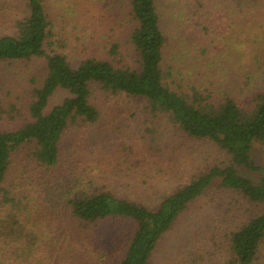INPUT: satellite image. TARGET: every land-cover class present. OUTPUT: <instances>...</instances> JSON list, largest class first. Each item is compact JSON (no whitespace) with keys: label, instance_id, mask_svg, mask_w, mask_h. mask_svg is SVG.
Listing matches in <instances>:
<instances>
[{"label":"trees","instance_id":"1","mask_svg":"<svg viewBox=\"0 0 264 264\" xmlns=\"http://www.w3.org/2000/svg\"><path fill=\"white\" fill-rule=\"evenodd\" d=\"M162 1L129 0L126 29L115 23L99 38L79 37L81 44L74 46L71 57L61 51L71 41L58 31L46 0H0V14L9 12V26L0 31V61H45L41 74L33 78L27 117L17 128L0 130V264H68L74 249L90 239L85 232L94 233L100 223L113 219L134 222L117 264H153L164 235L214 186L238 193L256 208L244 219H233L232 228L224 232V264H260L264 22L255 19L264 17V0H213L215 8L209 7L212 0H185L190 6L189 27L201 39L221 29L231 31L235 57L253 54L260 71L258 82L254 74L231 73V82L241 79L246 91L238 85L222 89L219 75L210 69L212 86L198 84L197 73L189 80L182 78L176 62L196 61L204 55L214 61L217 48L173 42L169 62L165 23L168 19L182 23L188 11L179 7L184 0L175 4L170 0L168 7ZM60 91L66 95L52 103ZM99 92L143 99L153 119L166 117L187 137L212 143L223 160L196 172L154 206L93 188L95 180L75 171L79 160L74 164L62 160V144L74 126L99 121L101 112L94 102ZM212 219L207 215L204 224L210 225Z\"/></svg>","mask_w":264,"mask_h":264},{"label":"rangeland","instance_id":"2","mask_svg":"<svg viewBox=\"0 0 264 264\" xmlns=\"http://www.w3.org/2000/svg\"><path fill=\"white\" fill-rule=\"evenodd\" d=\"M162 2L164 7L170 5V0ZM178 2L174 0V4ZM185 2L178 3L180 9L188 11L182 17L183 22L172 23L168 19L165 23L166 32L170 35L166 58L169 62L172 59L173 42L185 41L190 47H198L199 43L215 46L217 57L214 61L204 55L196 61L176 62V70L182 71V78L189 80L197 73L195 80L198 84L210 86V69L219 75L222 89L231 90L238 85L246 91L241 79L231 82V73L245 75L248 72L254 74L253 80L258 82L260 71L255 69L257 64L252 59L253 54L249 53L242 59L235 57L237 55L231 50V31L221 29L218 34L201 39L194 27H189L187 15L190 6ZM46 4L58 31L71 41L69 47L61 49L71 57L75 55L74 46L81 44L77 40L79 37L99 38L115 23L125 29L129 26V0H46ZM215 6L212 0L209 7ZM8 14H0V31L9 26ZM255 20L264 22V17ZM90 41L96 42L93 38ZM44 65L42 58L0 61V130L17 128L27 117V106L35 85L33 78L41 74ZM223 74L227 75L224 79L221 78ZM65 95L64 91L58 92L52 103H58ZM94 102L101 112L99 121L74 126L62 144V160L70 164L79 160L74 165L77 167L75 171L95 180L93 188L109 189L154 206L193 174L223 160L212 143L187 137L166 117L153 119L141 98L125 93L99 92ZM24 153L21 157L25 156ZM254 210L256 208L238 193L222 191L214 186L210 194L192 203L173 229L164 235L153 254V264H224L227 255L224 232L232 228L233 219H244ZM207 215L215 218L210 225L204 224ZM210 226L219 228L216 231ZM133 228L134 222L128 219L100 223L95 228V235L85 232L84 236L88 234L90 239L74 249L68 264H117L123 244ZM104 251L106 256H103ZM260 264H264V245Z\"/></svg>","mask_w":264,"mask_h":264}]
</instances>
